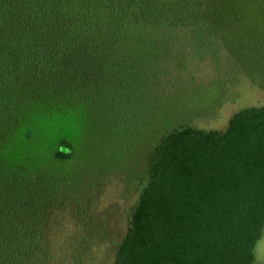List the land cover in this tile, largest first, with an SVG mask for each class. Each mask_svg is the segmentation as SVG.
Segmentation results:
<instances>
[{
	"label": "trees",
	"instance_id": "16d2710c",
	"mask_svg": "<svg viewBox=\"0 0 264 264\" xmlns=\"http://www.w3.org/2000/svg\"><path fill=\"white\" fill-rule=\"evenodd\" d=\"M212 12L213 0H0V264H97L101 188L115 180L137 199L113 264H261L264 106L224 130L192 125L205 75L170 61L200 48ZM101 133L108 146L89 154Z\"/></svg>",
	"mask_w": 264,
	"mask_h": 264
},
{
	"label": "rangeland",
	"instance_id": "374dc122",
	"mask_svg": "<svg viewBox=\"0 0 264 264\" xmlns=\"http://www.w3.org/2000/svg\"><path fill=\"white\" fill-rule=\"evenodd\" d=\"M213 5L215 22L203 28L200 48L187 53L175 48L170 61L178 62L185 55L187 63L198 61L200 74L205 75L199 82L200 102L194 106L198 110L190 123L203 129L224 130L237 112L264 106V0H213ZM110 140V136L99 134L89 154L100 153ZM112 182L102 186L99 202V221L105 224L101 235L106 239L90 247V256L97 264L114 263L137 199L136 191H128L124 180ZM255 252L257 261L264 264V236Z\"/></svg>",
	"mask_w": 264,
	"mask_h": 264
}]
</instances>
